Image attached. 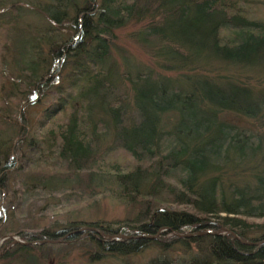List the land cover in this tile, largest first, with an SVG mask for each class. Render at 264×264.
Segmentation results:
<instances>
[{"label": "trees", "instance_id": "trees-1", "mask_svg": "<svg viewBox=\"0 0 264 264\" xmlns=\"http://www.w3.org/2000/svg\"><path fill=\"white\" fill-rule=\"evenodd\" d=\"M80 2L71 15L58 3L66 38L44 41L45 57L27 45L0 81V132H14L0 196L13 177L18 197L36 189L85 207L107 197L129 213L10 231L24 242L67 234L53 243L9 245L2 224L0 260L43 264L57 246L85 244L90 260L153 251L124 264H264V224L253 221L264 217V0ZM19 9L0 0V12ZM135 24L149 66L114 49L116 31Z\"/></svg>", "mask_w": 264, "mask_h": 264}, {"label": "rangeland", "instance_id": "rangeland-1", "mask_svg": "<svg viewBox=\"0 0 264 264\" xmlns=\"http://www.w3.org/2000/svg\"><path fill=\"white\" fill-rule=\"evenodd\" d=\"M2 1L16 3L20 6L16 17L10 12H0V81L3 80L6 85L8 76L15 71L16 67L18 68L20 52L22 54L27 49V45L32 46L38 42L37 44L39 45V48L37 46L36 51L40 53L41 57H45L44 41L52 40L55 37H58L57 40H62L67 37L69 29L67 24L64 25L65 17L62 13V7L59 6L58 3L64 5L63 8L68 15L72 14V7L70 6V0H61L60 2H58L59 0ZM52 15L57 18L56 22L49 20ZM13 21H16V23L12 24L14 23ZM138 27L139 25L135 24L118 29L116 31L114 49L117 53H125L123 56L128 58L130 66H139L141 64L149 66L151 65L149 56L146 54L141 44L131 38V33L134 32L133 34H135ZM27 39L29 40L27 41ZM26 41L28 43H26ZM52 94V92H49L45 98H39L37 103L34 102L29 106L25 114L29 121L36 117L37 112L41 107L46 106L50 102V96ZM12 110H14V107ZM15 116L16 115H12V118L14 119ZM13 135L14 132L12 130H4L0 132V157L3 149L8 146L10 139L11 142H13ZM113 153L114 156H117L121 160L127 162L130 160L129 157L120 150ZM127 162H125V164ZM57 168L61 170L62 166L57 165ZM33 171L36 172L37 169L33 168ZM18 181L19 179L10 177L9 184L6 186L4 185V189H2L4 193L3 196H0V203L3 202L5 207L4 220L0 223V226L3 224L2 229L7 230L5 231L6 234L8 233V235L18 240L19 237L14 234L15 232L10 231L20 229L34 230L43 226L54 227L55 225H53V223L64 225L67 221H72L74 219H76L74 221L82 224L96 219L113 220L122 218L129 213L124 205L107 197L96 200L94 204L89 207L82 206L83 203L81 204L73 199V196H70L68 201L62 199V202L58 203L56 200L63 198L60 193L55 195V199L51 198L49 200L54 202L48 203L46 195L36 189H32V191L21 194L22 196L18 197L20 196V193H17L16 190L20 188ZM46 202L49 204L48 207ZM14 204L20 207L16 210L15 208L12 209ZM41 205H43V209L40 210L39 208ZM50 207L51 209H49ZM253 221L264 224V217L254 219ZM3 238L0 237V243ZM55 248L60 250L58 254L49 258V260L43 264L143 263L149 256L153 255V251H146L139 256H126L119 258L105 257L90 260L85 253V244L78 246H57ZM5 263V260H0V264ZM14 264L23 263L18 261Z\"/></svg>", "mask_w": 264, "mask_h": 264}, {"label": "water", "instance_id": "water-1", "mask_svg": "<svg viewBox=\"0 0 264 264\" xmlns=\"http://www.w3.org/2000/svg\"><path fill=\"white\" fill-rule=\"evenodd\" d=\"M86 227L85 226H83V227H81L79 230H76L75 232H80V231H82L83 229H85ZM67 234H65V235H63V236H61V237H59V238H57V239H54V240H50V239H44V240H38L37 242H30V241H28V242H24V241H21V240H18V239H15V238H13V240L10 242V244L9 245H12V244H14V243H19V244H33V243H48V242H58V241H60L63 237H65ZM119 236V235H118ZM144 237V236H143ZM243 243H248V242H245V241H242Z\"/></svg>", "mask_w": 264, "mask_h": 264}, {"label": "bare ground", "instance_id": "bare-ground-1", "mask_svg": "<svg viewBox=\"0 0 264 264\" xmlns=\"http://www.w3.org/2000/svg\"><path fill=\"white\" fill-rule=\"evenodd\" d=\"M224 231H226L227 229H223ZM230 233L233 235V236H235V234L233 233V232H231L230 231ZM144 237H148V238H151V237H153V236H149V235H144ZM239 239V238H238ZM241 242L242 241H244V240H241V239H239ZM245 242H248V243H250L249 241H245ZM243 243V242H242ZM247 244V243H246Z\"/></svg>", "mask_w": 264, "mask_h": 264}]
</instances>
